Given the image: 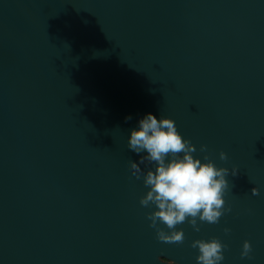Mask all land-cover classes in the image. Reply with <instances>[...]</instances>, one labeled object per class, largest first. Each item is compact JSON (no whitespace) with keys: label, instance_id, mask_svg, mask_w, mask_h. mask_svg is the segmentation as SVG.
Returning <instances> with one entry per match:
<instances>
[{"label":"water","instance_id":"obj_1","mask_svg":"<svg viewBox=\"0 0 264 264\" xmlns=\"http://www.w3.org/2000/svg\"><path fill=\"white\" fill-rule=\"evenodd\" d=\"M148 113L239 170L183 244L130 169ZM212 238L221 264H264V0H0V264H197Z\"/></svg>","mask_w":264,"mask_h":264},{"label":"clouds","instance_id":"obj_2","mask_svg":"<svg viewBox=\"0 0 264 264\" xmlns=\"http://www.w3.org/2000/svg\"><path fill=\"white\" fill-rule=\"evenodd\" d=\"M131 119L129 115L125 117V122ZM138 125L131 130L127 147L139 155V161L130 160V169L136 179L143 177V183L149 189L140 198V204L146 208L155 206V210L147 213V219L151 221L149 226L156 229L159 241L183 244L184 232L176 230L178 225L187 222L199 232L198 220L217 224L226 212L232 211L230 206H225L223 197L229 190L226 177L239 174L236 167L231 170L217 167L208 155L203 157L205 162L195 158L196 147L181 136L171 118L161 116L157 119L148 113ZM200 151L207 153V146L201 145ZM227 158L226 153L221 151L220 159ZM141 165L145 166L146 172ZM149 165H154V170ZM251 193L254 196L259 194L255 187ZM158 224L165 225L168 231L158 227ZM224 232L228 234L230 229L225 228ZM191 247L199 249L197 264H221L228 246L218 238H212L194 240ZM251 252L252 245L245 240L241 258L251 259Z\"/></svg>","mask_w":264,"mask_h":264}]
</instances>
